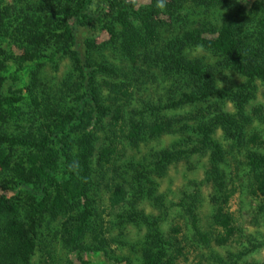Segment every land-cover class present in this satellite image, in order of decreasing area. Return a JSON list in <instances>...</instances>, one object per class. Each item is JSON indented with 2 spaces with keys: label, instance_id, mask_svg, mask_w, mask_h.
Returning a JSON list of instances; mask_svg holds the SVG:
<instances>
[{
  "label": "rangeland",
  "instance_id": "obj_1",
  "mask_svg": "<svg viewBox=\"0 0 264 264\" xmlns=\"http://www.w3.org/2000/svg\"><path fill=\"white\" fill-rule=\"evenodd\" d=\"M82 1L0 0V264H264V0Z\"/></svg>",
  "mask_w": 264,
  "mask_h": 264
},
{
  "label": "trees",
  "instance_id": "obj_2",
  "mask_svg": "<svg viewBox=\"0 0 264 264\" xmlns=\"http://www.w3.org/2000/svg\"><path fill=\"white\" fill-rule=\"evenodd\" d=\"M113 0H83L81 7L76 14L75 21L77 26L71 28L74 35H86L94 33L101 23V10L105 5H110ZM78 56L77 53H75ZM79 66L85 70V93L88 101L91 103L92 109L99 113L100 104L95 94L93 86V66L78 60ZM264 78V73L261 75ZM67 129L59 127L55 130L52 154L55 160L46 162L42 167L35 171L34 183L45 192L44 187L48 184L51 174L60 169L66 176L72 177L73 172L71 163L67 157L65 134Z\"/></svg>",
  "mask_w": 264,
  "mask_h": 264
}]
</instances>
